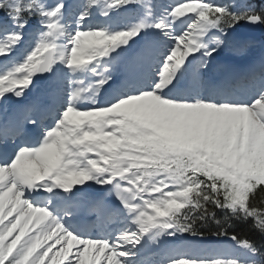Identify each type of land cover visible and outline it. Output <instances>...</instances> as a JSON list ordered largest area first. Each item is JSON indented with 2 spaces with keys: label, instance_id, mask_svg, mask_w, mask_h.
Segmentation results:
<instances>
[{
  "label": "snow or ice",
  "instance_id": "snow-or-ice-1",
  "mask_svg": "<svg viewBox=\"0 0 264 264\" xmlns=\"http://www.w3.org/2000/svg\"><path fill=\"white\" fill-rule=\"evenodd\" d=\"M244 28L264 0H0V264H264Z\"/></svg>",
  "mask_w": 264,
  "mask_h": 264
},
{
  "label": "trees",
  "instance_id": "trees-1",
  "mask_svg": "<svg viewBox=\"0 0 264 264\" xmlns=\"http://www.w3.org/2000/svg\"><path fill=\"white\" fill-rule=\"evenodd\" d=\"M256 1H257V3L261 2V0H256ZM234 227H235V233L232 230H230V233H229L230 235L231 234H240V235H247V236H249L253 239H256V240L262 239V237H260V235L258 233H254L253 230L246 224H243V223L237 221V222H235ZM204 236L217 238V237L213 236L211 234V232L208 230H204Z\"/></svg>",
  "mask_w": 264,
  "mask_h": 264
},
{
  "label": "water",
  "instance_id": "water-1",
  "mask_svg": "<svg viewBox=\"0 0 264 264\" xmlns=\"http://www.w3.org/2000/svg\"><path fill=\"white\" fill-rule=\"evenodd\" d=\"M241 32L247 37L255 38L260 34V29L259 28H255V29L244 28Z\"/></svg>",
  "mask_w": 264,
  "mask_h": 264
},
{
  "label": "bare ground",
  "instance_id": "bare-ground-1",
  "mask_svg": "<svg viewBox=\"0 0 264 264\" xmlns=\"http://www.w3.org/2000/svg\"><path fill=\"white\" fill-rule=\"evenodd\" d=\"M193 15H194V14H193ZM97 16L99 17V15H97ZM187 16H189V15H187ZM187 16H186V17H187ZM185 19H186V18H185ZM99 20H100V23H103V21H102V19H101L100 17H99ZM261 51H262V54H264V48H262ZM202 243H203L204 246H208V244H209L208 241H205V242L202 241Z\"/></svg>",
  "mask_w": 264,
  "mask_h": 264
},
{
  "label": "rangeland",
  "instance_id": "rangeland-1",
  "mask_svg": "<svg viewBox=\"0 0 264 264\" xmlns=\"http://www.w3.org/2000/svg\"><path fill=\"white\" fill-rule=\"evenodd\" d=\"M163 2H164V3H172L171 1H167V0H163ZM186 13H190V12H186ZM192 14H194V13H192ZM214 245H215V246H214ZM214 245H211V246L217 247L216 244H214Z\"/></svg>",
  "mask_w": 264,
  "mask_h": 264
}]
</instances>
